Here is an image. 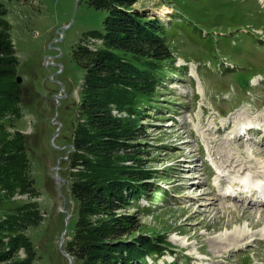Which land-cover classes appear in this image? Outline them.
Masks as SVG:
<instances>
[{"label": "rangeland", "instance_id": "obj_1", "mask_svg": "<svg viewBox=\"0 0 264 264\" xmlns=\"http://www.w3.org/2000/svg\"><path fill=\"white\" fill-rule=\"evenodd\" d=\"M0 4L22 88L17 111L0 112V134L13 144L21 140V151H11V163L0 169V264H69L59 242L73 207L60 170L83 122L78 103L85 75L72 51L100 45L86 34L102 29L106 13L84 0ZM134 8L166 28L172 24L167 40L174 56L157 108L149 106L141 120V164L159 188L119 210L135 217L138 232L170 244L145 264H264V237L232 242L234 230L247 235L264 226V121L256 116L257 108L264 112V0H140ZM242 73L253 76L250 86ZM52 120L60 123L57 135ZM226 124L227 131L215 133ZM241 126L253 134H234ZM245 178L257 181L248 191L261 190L255 202L235 189Z\"/></svg>", "mask_w": 264, "mask_h": 264}, {"label": "trees", "instance_id": "obj_2", "mask_svg": "<svg viewBox=\"0 0 264 264\" xmlns=\"http://www.w3.org/2000/svg\"><path fill=\"white\" fill-rule=\"evenodd\" d=\"M84 1L106 14L102 29L86 34L101 40L100 45L94 50L78 45L72 51L85 72L78 103L83 122L70 140L68 166L60 170L73 207L65 234L69 240L62 248L73 264H145L170 250V244L164 237L138 232L135 217L119 210L151 187L159 188L149 182L155 177L141 164L145 148L139 141L146 137L143 112L157 108L165 68L174 60L167 40L172 24L166 28L158 17L135 9L140 0ZM5 15L0 4V112H16L22 88L14 76L17 57ZM244 73L239 77L248 87L252 75ZM19 150L21 140L13 144L0 134L1 170L11 163L10 152Z\"/></svg>", "mask_w": 264, "mask_h": 264}, {"label": "bare ground", "instance_id": "obj_3", "mask_svg": "<svg viewBox=\"0 0 264 264\" xmlns=\"http://www.w3.org/2000/svg\"><path fill=\"white\" fill-rule=\"evenodd\" d=\"M256 111H257L256 116L264 121V112L261 113L262 110H260L258 108ZM258 111H260V112H258ZM229 127H230V124H226L223 129L216 128L215 133H221L222 131L228 129ZM241 129H242L241 133L243 135H246L249 137L251 134H253L252 133L253 130L251 128H248L246 126H242ZM263 130H264V127H263ZM240 182H241L240 184H241L243 190H248L252 184L257 183L256 179H253V178H245V179L241 180ZM262 195H263V200H264V194L262 193ZM252 226H255V224ZM254 236L264 237V226L262 228H260L257 232H254L252 234L250 233L247 235L245 234V232L243 230L236 229L233 231V237H232L233 241L232 242L237 245L240 242H244L246 240H250V239L255 238ZM232 242L230 244H232Z\"/></svg>", "mask_w": 264, "mask_h": 264}, {"label": "water", "instance_id": "obj_4", "mask_svg": "<svg viewBox=\"0 0 264 264\" xmlns=\"http://www.w3.org/2000/svg\"><path fill=\"white\" fill-rule=\"evenodd\" d=\"M16 81H17V83H21V78L20 77H17V79H16ZM59 97H61V95L59 94V95H53V98L55 99V101H56V105L59 103V100H58V98ZM55 117V116H54ZM52 122L53 123H56L57 124V129H56V131H55V134L57 135V133H58V128L60 127V123L58 122V121H53L52 120ZM54 138V137H53ZM53 138H52V140L51 141H53ZM72 150V148H70V150L69 151H71ZM53 171H54V175H53V178H54V181H55V183H56V185H57V188L60 186V183H61V181H62V178H61V176L59 175V173H58V165H56L55 167H53ZM59 189V188H58ZM63 211H65V226H67V220H68V217H69V213L64 209ZM64 234H65V230L62 232V235H61V238H60V242H59V250L64 254V256H66L67 257V259H68V261H69V264H72V257L69 255V254H67L65 251H63V249L61 248V242L63 241V237H64Z\"/></svg>", "mask_w": 264, "mask_h": 264}]
</instances>
